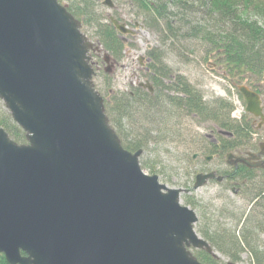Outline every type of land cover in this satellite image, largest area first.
I'll list each match as a JSON object with an SVG mask.
<instances>
[{
  "label": "water",
  "instance_id": "water-1",
  "mask_svg": "<svg viewBox=\"0 0 264 264\" xmlns=\"http://www.w3.org/2000/svg\"><path fill=\"white\" fill-rule=\"evenodd\" d=\"M80 22L60 0H0V100L27 140L0 128V254L9 264H204L191 247L217 252L183 189L145 173L143 149H126L111 126L88 54L101 50ZM237 89L263 127L262 96ZM214 177L199 174L194 191Z\"/></svg>",
  "mask_w": 264,
  "mask_h": 264
},
{
  "label": "trees",
  "instance_id": "trees-1",
  "mask_svg": "<svg viewBox=\"0 0 264 264\" xmlns=\"http://www.w3.org/2000/svg\"><path fill=\"white\" fill-rule=\"evenodd\" d=\"M63 1H68L66 4L68 10L81 21L83 28L89 23L96 25L95 33L98 36V43L112 56L113 60L118 61L125 45L121 42L113 24L109 20L102 23L95 17L94 6H91L90 0H61ZM134 2L143 16L145 25L156 30L162 28L161 33L165 34V39H180V37L186 39V35L187 38L200 39L210 44L211 51L219 52V60L230 75L246 72L250 74L251 80L260 79L262 84L253 89L264 97V22L253 20L249 16V13L253 11L264 19V5L261 4V0H134ZM91 10L93 16H91ZM195 12H201L202 19L199 21L190 19ZM184 31L187 32L184 33ZM148 51L152 58V63L148 65L151 68L148 72L151 73L152 85L167 89L165 99L167 104L181 109L186 107L187 116L198 113L200 122H213L222 131L233 133L228 139H223L218 146H214V149L206 146L205 154H214L215 149L224 153L251 143L256 129L247 119L248 117L232 119L231 115L235 107L228 101L221 99L214 100L212 103L206 102L199 91L184 77L173 74L174 72L164 63V56L161 53L152 54V51ZM169 92H176L178 96L170 95ZM182 94L185 96H181ZM156 95L157 92L152 95L137 86L135 92L127 93L125 97L119 96L116 99L117 96H112L111 100L104 98L111 126L117 131L123 143L122 146L132 152L140 149L146 152L149 150V144L155 141L151 134L154 129L149 125L154 123L150 114L155 110L159 111L158 113L161 111L167 114V108L153 103ZM173 119L174 116L167 117L166 123L169 124ZM0 127H3L18 144L27 143L26 133L3 107L0 108ZM144 166L155 172L153 164L145 163ZM256 184L253 183V186L264 191V185ZM260 191L253 198L257 199L253 209L255 214L252 212L253 214L249 215L247 221L243 223L242 240L250 242L249 246L240 245L241 241L235 234L232 236L235 237L237 247L231 245V241L220 245L222 248L211 243V246L229 256L233 262H239L241 260L239 254L246 251L250 259L249 264H264V248L258 244L260 232H264V195H261ZM202 236L210 240L207 234L203 233ZM193 252L204 264H223L219 257L205 250L197 249ZM0 264H9L3 254H0Z\"/></svg>",
  "mask_w": 264,
  "mask_h": 264
},
{
  "label": "rangeland",
  "instance_id": "rangeland-1",
  "mask_svg": "<svg viewBox=\"0 0 264 264\" xmlns=\"http://www.w3.org/2000/svg\"><path fill=\"white\" fill-rule=\"evenodd\" d=\"M113 1L117 7L112 10L103 4V0H90L91 6H94L93 12L95 17L101 20L100 22H108V16L111 14L115 17L125 18L124 21L126 23L139 22L141 25H144L137 29L138 31L134 37H128L127 41L129 44L125 46V52L123 51L118 61L112 59L110 62L111 66L108 67L104 63V51L96 52L99 57L96 54L94 55L93 62L96 64L95 67H97L94 85H96L97 90L101 93L100 95L109 100L117 96V99L119 96L125 97L127 93L135 92L136 87L141 82L146 83V80H149L148 82L152 84L151 73L146 70V64L149 62L146 59L149 58L147 56L148 51L146 50L151 48L152 54L161 53L164 56V63L174 72L173 74L184 77L188 83L199 91L203 96V100L209 103L221 99L228 101L235 107L231 115L232 119L239 120L246 116L251 122L254 121V118L245 112L246 103L242 96H240L237 85L247 84L253 88H257L262 84L260 79L255 78L253 81L250 79V74L246 72L239 74L232 73L230 75L219 60V52L211 51L210 44L200 39L187 38V35L186 39H183L184 37H180V39H165V34L161 33L162 28L156 30L145 25L144 20H142L143 16L134 0ZM261 2L264 5V0H261ZM61 3L66 5L68 1ZM90 12L91 16H93L92 10ZM201 16V12H195L190 16V19L199 21L202 19ZM249 16L253 20H260L261 23L264 22V19L253 11L249 13ZM94 21L95 19L93 18ZM130 28H133V26H130ZM95 29L96 25L90 23L87 27L82 28L83 33L94 43L98 39ZM186 32L184 31V33ZM141 56L143 58L145 56L144 65L138 62ZM151 63L152 61H150ZM106 67L109 68V73L106 72ZM154 87L157 95L154 97L153 103L160 104L170 110L165 101L167 89ZM168 94L175 95V92H169ZM159 95H162V97ZM2 107L8 111L3 100H0V108L2 109ZM158 112L155 110V112L150 114L154 123L149 125L154 129L151 134L155 141L149 144L148 151L141 154L140 163L142 169L149 175L156 174L159 176V181L169 188L185 189L192 187V182L194 184V181L191 182V179L195 178L196 173L200 171L202 166V161L198 159L194 162L192 161V157L195 153L200 152L201 148L205 147L202 143L204 139L208 138V141H210V138L212 139L211 130L214 128V123H203L197 120L196 116H185L181 117V119L174 118L172 122L167 124V114L161 111L160 113ZM252 137L256 138L257 141H261L264 140V133H254ZM214 162L218 164V162ZM145 163L153 164L155 172L145 167ZM216 190V185L211 184L199 188L192 193H181V203L195 210L199 218L195 230L200 235L206 233L210 236L219 227L225 229L227 232H232L235 229L237 231L242 226L250 210L251 202H248L249 200H244L239 195L234 196L231 192H228L227 198L224 199L215 196ZM190 200L192 202L196 200L202 201L201 205L205 206V208L202 209L196 205H190ZM208 224L210 226H207ZM262 238L264 239V236ZM219 253L223 264H228L229 260L232 261L229 256L221 252ZM247 254L248 252L246 251L241 252L239 254L241 260L236 263L249 264L250 259Z\"/></svg>",
  "mask_w": 264,
  "mask_h": 264
},
{
  "label": "flooded vegetation",
  "instance_id": "flooded-vegetation-1",
  "mask_svg": "<svg viewBox=\"0 0 264 264\" xmlns=\"http://www.w3.org/2000/svg\"><path fill=\"white\" fill-rule=\"evenodd\" d=\"M117 7V6H116ZM111 14L108 16L110 17ZM115 17V16H114ZM118 21L123 22L127 25V27L130 29V31H132V33H128L126 35L119 33V37L121 38V42H123V44L126 46L128 43V37H134L137 33V29L139 27L142 26H135V22H131V23H126L124 21L123 18L120 17H115ZM109 20V19H108ZM110 21V20H109ZM144 25V24H142ZM130 26H133V28H130ZM150 47V46H149ZM151 48H148L146 51L150 50ZM98 52L96 49L91 51L92 54V59L94 58V55L96 54L98 56V54L96 53ZM125 52V51H124ZM147 56H149V51L147 52ZM150 58V56H149ZM146 58L148 59V64L146 70L150 71V67L148 66L150 64V61L152 60V58ZM145 56L144 58L141 56L140 57V64L144 65L145 64ZM107 69V67H106ZM146 71V72H147ZM148 82V80H146ZM140 86V85H139ZM143 90H147L144 87H141ZM249 88H253L251 86H249ZM154 91L151 93L152 95H155V87L153 88ZM254 90V89H253ZM173 96H178V93ZM181 96H185L184 94H182ZM170 107L167 108V117L170 116H174V118H180L181 117H185L187 116V108H177L176 106L173 105H169ZM209 107L211 106V104H207ZM189 116V115H188ZM197 117V120H199L200 116L199 114H195L192 113L190 115V117ZM169 119V118H168ZM253 125L256 127V134L259 132H263L264 133V126L263 127H259V121L254 119V121L252 122ZM257 123V124H256ZM218 128V125L214 124V128L213 130H211V135H212V139L210 138V141H208L207 139H204V141L202 142L205 147H211V148H215L214 146H218L223 139H228L229 137H231L233 135V133L228 132V131H222L220 128ZM251 143L248 146H241L238 148H235L231 151H227V152H220V150L215 149L214 150V154H205V147L201 150L200 152H197L193 155L192 157V161H196V160H200L202 161V166L201 169L198 173H196L195 178L191 179V182L194 181V183H196V178L199 174H209V173H215V177L211 180H208L202 187L204 186H208L211 184H215L217 187L215 196H219L222 198H227V193L231 192L234 194V196L239 195L240 197H242L244 200H249L248 202H251L250 205V210L245 218V220L247 221V218L249 215L253 214V209L256 205V201L257 199H253L257 193L260 191V189L258 187L253 186V183H257L256 185L260 184V185H264V140L261 141H257V139L253 138L251 139ZM232 154L233 157H231L230 159L228 158V155ZM209 157H211L210 159H208ZM242 158L243 160L240 161ZM214 161L218 162V164H216ZM256 164H260V165H256ZM218 178H222L221 180H219ZM194 184L192 182V187L189 188H182L183 192H187V193H192L194 191L193 189ZM200 187V188H202ZM198 190V189H197ZM261 189L260 193L261 195H264V191ZM182 192V193H183ZM190 205H196L198 208H202L204 209L205 206L201 205L202 201L200 200H196L194 201V203L192 202V200H190L189 202ZM188 206V205H187ZM253 212V213H252ZM255 214V213H254ZM244 220V222H245ZM198 222H199V218H198ZM243 222V223H244ZM243 223L242 226L237 230V231H232V232H227L225 231V229L219 227L217 228V230L215 232H213V234H211L210 236V240L206 239L204 236H202L204 239H206L209 244L213 243L214 245L221 247L220 245L226 244L225 242H229L231 241V245H235V237L232 235H236V237L238 236L240 242V245H247L249 246L250 242L247 241H243ZM207 226H210L209 224ZM237 228V227H236ZM203 233V232H202ZM260 243H258L261 247L264 248V239L262 238V236H264V232H260ZM206 234V233H204ZM208 236V234H207ZM212 245V244H211ZM237 247V245H235ZM215 248V247H214ZM222 248V247H221Z\"/></svg>",
  "mask_w": 264,
  "mask_h": 264
}]
</instances>
